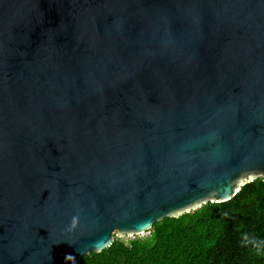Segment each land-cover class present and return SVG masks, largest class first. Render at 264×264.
Returning a JSON list of instances; mask_svg holds the SVG:
<instances>
[{"label":"water","instance_id":"obj_1","mask_svg":"<svg viewBox=\"0 0 264 264\" xmlns=\"http://www.w3.org/2000/svg\"><path fill=\"white\" fill-rule=\"evenodd\" d=\"M264 180V0H0V264H73Z\"/></svg>","mask_w":264,"mask_h":264},{"label":"trees","instance_id":"obj_2","mask_svg":"<svg viewBox=\"0 0 264 264\" xmlns=\"http://www.w3.org/2000/svg\"><path fill=\"white\" fill-rule=\"evenodd\" d=\"M146 235H114L73 264H264V180L240 186L226 201L206 202L153 222Z\"/></svg>","mask_w":264,"mask_h":264},{"label":"rangeland","instance_id":"obj_3","mask_svg":"<svg viewBox=\"0 0 264 264\" xmlns=\"http://www.w3.org/2000/svg\"><path fill=\"white\" fill-rule=\"evenodd\" d=\"M146 235V232L142 233V234H139V235H136L138 237H143ZM129 237H133V236H121L120 238H122L124 241L127 240Z\"/></svg>","mask_w":264,"mask_h":264}]
</instances>
